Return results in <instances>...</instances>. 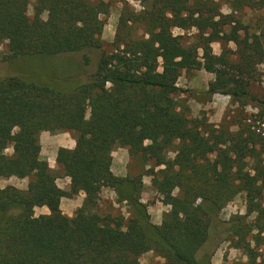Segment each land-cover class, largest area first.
Masks as SVG:
<instances>
[{
	"label": "trees",
	"instance_id": "obj_1",
	"mask_svg": "<svg viewBox=\"0 0 264 264\" xmlns=\"http://www.w3.org/2000/svg\"><path fill=\"white\" fill-rule=\"evenodd\" d=\"M221 1L231 14L220 12ZM30 2L0 0V45L8 58H74L85 70L94 63L95 70L69 91L0 78V180L29 179L26 190L0 187V264H140L150 251L165 264H209L199 253L218 213L240 193L245 214L232 217L226 232L246 259L233 264H264L263 123L243 111L218 127L199 123L178 104L176 85L182 71L203 69L216 78L208 92L244 106L248 96L239 75L264 63V47L256 36L240 35L234 13L264 1L146 0L139 14L125 6L110 53L100 43L103 1ZM193 27L197 34L187 45L171 32ZM215 42L219 55L212 52ZM42 132L73 136L74 148L56 155L70 179L68 191L57 187L39 158ZM116 148H126L141 173L113 175ZM143 176L169 206L160 225L141 201ZM103 189L115 198L101 209ZM80 192L85 198L78 214L63 215L60 200ZM41 207L48 214L35 216Z\"/></svg>",
	"mask_w": 264,
	"mask_h": 264
},
{
	"label": "rangeland",
	"instance_id": "obj_2",
	"mask_svg": "<svg viewBox=\"0 0 264 264\" xmlns=\"http://www.w3.org/2000/svg\"><path fill=\"white\" fill-rule=\"evenodd\" d=\"M90 1L92 3L103 1L107 4V13L99 16V19L103 22L100 43L102 50L106 53L113 51L115 32L123 7L126 6L134 13L139 14L147 5L146 0ZM30 3H33V0H31ZM220 12L224 15L231 14L232 10L230 5L227 2L221 1ZM27 15L29 17L33 16L32 6H29ZM42 18L46 19L47 14L43 13ZM234 21V25L236 29L239 30L240 35L243 36L247 34L256 36L264 47V4L255 8H245L243 11L235 12ZM171 32L173 36H184L183 43L187 45L194 41L197 29L193 27L190 30L183 31L178 28H173ZM135 33L136 35L141 33L138 27ZM211 48L215 55L221 53V44L219 42L212 43ZM227 48L232 52L235 51L233 43H228ZM94 70V63L85 70L81 67L78 59L74 58L56 59L40 56L8 58V52L5 47L0 45V78L17 76L26 81L40 85H49L61 91H69L78 84L87 82L89 75L93 73ZM239 77L248 96V100L244 102V106H241L237 100L230 96L208 92L209 88L216 84L214 74L208 73L203 69L184 70L176 84L180 90L178 93V104L185 110V115L188 118L196 120L199 123H207L210 126L218 127L223 124L224 121H227L229 117L236 114V112L243 111L246 115L251 117V119L258 121L256 125L262 122L263 124L261 126L263 127L264 63L255 66L253 70L239 75ZM86 117L88 118V113ZM230 129L232 131L235 130L233 127ZM5 153L7 155L12 154V149L8 148ZM170 156L172 157V154H170ZM251 165L252 163L250 162L249 167H251ZM141 171L142 166L137 160L130 161L129 173L131 176L137 175L141 173ZM52 173L56 178H63L62 170ZM149 179H151L149 176L142 177V180L146 181L147 184ZM28 182V178L10 177L2 180L0 182V187L13 186L20 190H26ZM110 197H112L110 190L101 192V200L99 202L101 209L107 206L106 202L110 200ZM142 198L147 204L157 206L158 211L155 213L159 215L162 206L156 205V201L158 199L161 200L157 193L147 190L142 194ZM245 209V195L240 193L218 213L216 222L211 226L210 240L199 253V257H202L204 262L207 261L210 263L213 253H209H211V249L213 248H215V250L218 249V257L221 259H219L220 264H233L236 261H245L246 258L242 253L231 247L228 241L230 236L227 235L226 232L227 222L236 215H244ZM151 212H153L152 209ZM44 213L48 214L46 208L41 207L34 210L35 216L43 215ZM254 217L255 215H252L249 221L253 220ZM139 262L140 264H165L164 259L157 256L152 251L141 255Z\"/></svg>",
	"mask_w": 264,
	"mask_h": 264
},
{
	"label": "crops",
	"instance_id": "obj_3",
	"mask_svg": "<svg viewBox=\"0 0 264 264\" xmlns=\"http://www.w3.org/2000/svg\"><path fill=\"white\" fill-rule=\"evenodd\" d=\"M39 143H40V153L39 158L46 162L52 172L60 171L61 168L56 162V155L59 148H64L71 150L75 146V141L72 137V134L70 132L65 133H57V134H50L48 132H42L39 136ZM130 158L127 153L126 148H116L112 152V161H111V172L113 175L117 177H126L129 175V163ZM4 180L1 179L0 182ZM143 189L141 193V201L144 204H147L145 201H143L142 194H144L147 190L151 192H155L153 187L151 186V179L148 180V184L146 181H143ZM56 185L58 188H60L63 191H67L70 186V179L68 177L56 178ZM110 189H103L101 192ZM111 191V190H110ZM112 197H110L111 200L115 198L114 193L111 191ZM85 198L84 193H78L77 195L73 196H67L63 197L60 200L59 208L63 215L67 217H74L76 213L81 209L83 200ZM66 205V206H65ZM156 205L162 206V209L159 211V215H157L155 212L158 211L157 206H151L147 204V211L150 216V221L155 225H160L162 216L165 212L168 211L169 207L163 205L160 200L158 199L156 201ZM46 208V207H42ZM47 209V208H46ZM151 209L153 212H151ZM47 214V213H44ZM232 250V249H229ZM211 260L209 264H220L219 263V257H218V249L212 252ZM221 260V259H220Z\"/></svg>",
	"mask_w": 264,
	"mask_h": 264
}]
</instances>
